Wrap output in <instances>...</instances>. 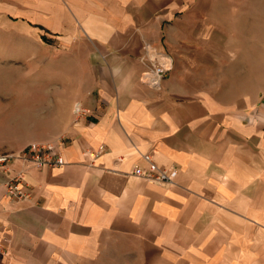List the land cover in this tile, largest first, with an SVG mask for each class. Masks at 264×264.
<instances>
[{
  "label": "crops",
  "instance_id": "crops-1",
  "mask_svg": "<svg viewBox=\"0 0 264 264\" xmlns=\"http://www.w3.org/2000/svg\"><path fill=\"white\" fill-rule=\"evenodd\" d=\"M256 10L0 0V27L16 29L0 32L15 44L0 45L14 63L0 67V154L40 143L63 161L0 170V264H264V84L231 66ZM145 154L172 183L131 173ZM18 175L28 195L11 200Z\"/></svg>",
  "mask_w": 264,
  "mask_h": 264
},
{
  "label": "built area",
  "instance_id": "built-area-1",
  "mask_svg": "<svg viewBox=\"0 0 264 264\" xmlns=\"http://www.w3.org/2000/svg\"><path fill=\"white\" fill-rule=\"evenodd\" d=\"M166 72L165 66H150V69L143 75L144 80L152 86H157ZM76 117L82 114L78 105L73 108ZM16 159L30 162L37 168H54L63 164L62 158L57 151L47 144H31L17 153L0 154V170L5 171L10 163ZM143 159L148 164L147 169L134 166L132 174L152 183H172V174L165 168L156 165L149 155H143ZM5 195L11 200L27 197L26 186L22 176H15L4 182Z\"/></svg>",
  "mask_w": 264,
  "mask_h": 264
},
{
  "label": "rangeland",
  "instance_id": "rangeland-1",
  "mask_svg": "<svg viewBox=\"0 0 264 264\" xmlns=\"http://www.w3.org/2000/svg\"><path fill=\"white\" fill-rule=\"evenodd\" d=\"M240 1L256 4L257 7L256 11L246 12L250 15H255L256 23L253 22L254 21L253 19V21L251 20L250 26L245 25L241 27L240 41L232 43V46L237 47L240 50V54L238 56L237 54L234 55V53L232 52L231 66L232 68H238L240 70L244 69L246 71L245 75L248 84L250 85L264 84V0H240ZM2 30L5 29L0 27V32ZM5 31H7L5 32L6 34H10V33L14 34L16 32V29L15 28H12L11 30L6 29ZM38 34L44 36L47 35L46 32L42 30H40ZM44 36H42V40ZM245 37L246 39L255 38L256 41L254 43L244 42L243 39ZM0 45L10 47L15 44L7 42V43H0ZM28 45L30 44H25V46ZM6 65L11 66L14 65V63L13 64L5 63V61L0 57V67Z\"/></svg>",
  "mask_w": 264,
  "mask_h": 264
}]
</instances>
